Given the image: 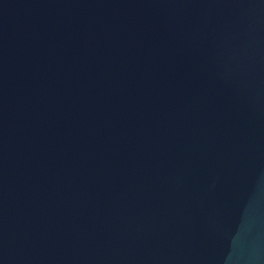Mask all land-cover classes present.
Segmentation results:
<instances>
[{"label": "water", "instance_id": "water-1", "mask_svg": "<svg viewBox=\"0 0 264 264\" xmlns=\"http://www.w3.org/2000/svg\"><path fill=\"white\" fill-rule=\"evenodd\" d=\"M0 264H264V0H0Z\"/></svg>", "mask_w": 264, "mask_h": 264}]
</instances>
